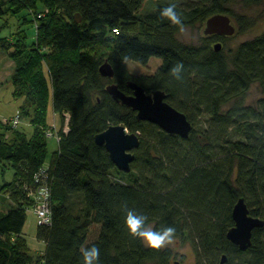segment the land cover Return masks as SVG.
I'll return each instance as SVG.
<instances>
[{
    "label": "trees",
    "instance_id": "obj_1",
    "mask_svg": "<svg viewBox=\"0 0 264 264\" xmlns=\"http://www.w3.org/2000/svg\"><path fill=\"white\" fill-rule=\"evenodd\" d=\"M145 1L0 0V18L28 11L23 18L31 17L37 31L33 46L25 44L23 32L21 43L16 36L14 42L0 37V50L15 64L13 94L26 98L22 115L32 116L34 128L28 136L0 123V159L13 171L12 180L0 186V207L9 204L0 215V264H84L81 248L93 245L99 248L98 264H171L170 248L150 247L131 233L129 211L144 217L146 228L173 227V238L188 235L196 264H220L223 255L225 264H264V226L254 230L247 250L227 237L240 198L251 215L264 219V97L246 103L253 85L264 94V32L228 52L224 45L214 49L223 36L205 35L197 45L178 38L183 28L203 27L219 13L235 18L238 31L247 32L257 18L232 6L252 8L264 0H176L181 25L161 15L170 0H154L153 10L142 16ZM106 40L113 44L106 56L84 49ZM152 57L162 59L154 74L135 76L128 70L127 60L147 65ZM106 60L115 70L113 80L100 73ZM43 61L50 71L54 110L62 117L69 113L70 120L67 133L60 129L59 152L49 167L52 224L37 226L46 248L33 255L23 234L33 200L23 188L33 184L48 153L44 129L50 88L38 75ZM178 65L182 69L173 74ZM130 80L147 92L165 91L167 101L193 124L189 136H172L138 120L132 108L107 92L115 82L132 94ZM111 125H125L139 135L129 173L120 171L106 147L95 141ZM113 170L127 181L113 178ZM75 196L82 199L84 219L71 206ZM89 221L100 225L93 240Z\"/></svg>",
    "mask_w": 264,
    "mask_h": 264
},
{
    "label": "rangeland",
    "instance_id": "obj_2",
    "mask_svg": "<svg viewBox=\"0 0 264 264\" xmlns=\"http://www.w3.org/2000/svg\"><path fill=\"white\" fill-rule=\"evenodd\" d=\"M182 2H189L190 0H180ZM233 9L239 14H246L250 17L257 18L256 25H254L250 30L247 32H239L238 31V24L236 19L232 17V21L237 28V32L235 35L230 37H225V41L218 40L217 42H221L225 46V50L228 52L229 50H235L238 45L242 42L252 39L257 35H260L264 32V3L260 6H255L252 8H245L240 4L233 5ZM10 8V7H9ZM154 8V0H146L143 4L142 9L140 10V15H144ZM11 9V8H10ZM14 11V9H13ZM28 11H23L20 16L16 17L13 15L5 14L3 17L0 18V37H7L11 42L15 41L16 38L19 37L22 41V34L25 33L26 39L25 44L27 46H33L36 43V27L35 24L30 22L31 17H27V20H24V16H27ZM204 28L197 26V27H186L183 28L182 31L178 34V38L187 44H199L202 40L204 35ZM23 32V33H20ZM21 36H18L19 34ZM14 39V41H13ZM215 43V44H216ZM113 44L110 40H106L103 42L92 43L89 45L84 46V49L97 55V56H106L112 50ZM49 51V50H48ZM128 70L135 76L138 75H152L154 74L158 68L162 65V59L159 57H152L147 65H143L137 63L132 60H127L126 62ZM43 68H39L38 75L41 74L45 76L48 86L50 84V71L49 67L46 62L43 61ZM15 64L14 62L8 57L6 53L0 50V80L3 81V85L0 88V123H3V120L6 121V118L14 117L15 115L19 114L21 118V122L19 125L14 129L23 130L28 136H31L34 132V128L31 125L32 116L22 115L24 114V110H27L26 107L21 110L19 107L21 98L23 99V104L27 102L26 98L20 96L19 100H16L13 96V86L9 79L12 77V73L14 71ZM41 75V76H42ZM42 76V77H43ZM41 78V77H40ZM264 97V94L261 92L257 85H253L248 93V97L246 103L249 105L255 104L258 100ZM40 99V96H39ZM22 104V105H23ZM34 107H31V111H33ZM20 112V113H19ZM26 114V113H25ZM22 115V116H21ZM52 127V126H49ZM45 128V138L47 139V146H48V153L46 157V161L44 166L49 168L52 165V162L56 155L59 152V142L58 140L53 138H48L46 136V130L49 128ZM58 127V126H57ZM58 131V128H56ZM113 178H119L123 181H127V177H121L122 174L119 173L118 170H113L111 172ZM13 177V171L10 169L8 162L3 161L0 159V186L4 183L10 182ZM121 177V178H120ZM12 206V205H11ZM71 206L76 214L81 215L84 219L83 214V202L81 197L75 196L71 200ZM30 221V217L28 216V222ZM88 229H89V240H93L96 238L99 230V224L93 221L88 222ZM152 225L148 226L147 228L152 229ZM146 243V242H145ZM147 245V244H146ZM164 248H170L173 252V258L171 260V264H196V252L194 246L190 240V237L187 235L183 238H173L170 242L166 243ZM41 252V251H40ZM37 252L35 255H38Z\"/></svg>",
    "mask_w": 264,
    "mask_h": 264
},
{
    "label": "water",
    "instance_id": "obj_3",
    "mask_svg": "<svg viewBox=\"0 0 264 264\" xmlns=\"http://www.w3.org/2000/svg\"><path fill=\"white\" fill-rule=\"evenodd\" d=\"M77 22L82 21L80 14L75 16ZM237 28L232 18L226 14H215L205 24L204 35H219L230 37L235 35ZM223 44L217 42L214 49L218 52ZM103 77L114 79L115 70L106 60L100 66ZM128 87L132 94L124 93L115 82L107 86V92L113 99L123 105L132 108L137 113L140 121H148L158 125L172 136L188 137L193 124L187 115L172 106L168 101L165 91L154 90L147 92L137 82L130 80ZM99 145H104L109 152L112 162L122 171L129 173L135 160L134 150L140 146V138L136 133H131L125 125H111L105 131L95 136ZM232 217L234 226L227 233L228 239L239 246L241 250H247L252 244L253 232L264 226V219L251 215L250 209L244 198H240L233 207ZM227 256L223 255L220 264H225ZM178 264V263H176Z\"/></svg>",
    "mask_w": 264,
    "mask_h": 264
},
{
    "label": "built area",
    "instance_id": "obj_4",
    "mask_svg": "<svg viewBox=\"0 0 264 264\" xmlns=\"http://www.w3.org/2000/svg\"><path fill=\"white\" fill-rule=\"evenodd\" d=\"M115 32L118 33L117 30ZM63 117L65 125L62 131L67 133L69 131L70 115L69 113H64ZM20 122L21 118L19 114L6 118V121L3 120L4 125H9L13 128H16ZM46 136L48 138L55 137L58 142L62 137L60 130L58 129L57 131L55 126L49 127L46 130ZM50 181L49 168L43 167L35 174L33 184L25 183L23 188L29 198L33 200V205L31 208H28L27 212L35 216L37 226H49L52 224Z\"/></svg>",
    "mask_w": 264,
    "mask_h": 264
},
{
    "label": "clouds",
    "instance_id": "obj_5",
    "mask_svg": "<svg viewBox=\"0 0 264 264\" xmlns=\"http://www.w3.org/2000/svg\"><path fill=\"white\" fill-rule=\"evenodd\" d=\"M161 15L175 25H181V13L178 11L176 0H170L167 7L161 10ZM182 65L172 69L173 74H178ZM145 218L129 211L126 217V224L133 235L141 237L147 245L153 248L163 247L173 239L175 228L167 227L163 231H155L144 227ZM84 264H98L99 248L95 245L82 247Z\"/></svg>",
    "mask_w": 264,
    "mask_h": 264
},
{
    "label": "crops",
    "instance_id": "obj_6",
    "mask_svg": "<svg viewBox=\"0 0 264 264\" xmlns=\"http://www.w3.org/2000/svg\"><path fill=\"white\" fill-rule=\"evenodd\" d=\"M13 73H14V71H13ZM13 73H12V75H13ZM1 82L4 83L3 81H1ZM49 88H50V101H49V107H48V111H47V125H48L47 127L55 126L56 128H58L60 130L64 127L65 122L63 121L62 114L57 113L54 110L53 102H52L53 90H52L51 86H49ZM12 96L16 100L20 99V97H16L13 93H12ZM20 100H21V102H20L19 107H21V105L23 104V99L21 98ZM8 205H9L8 203H3L1 205L0 215L7 211ZM29 217H30V221L28 222V219H27L25 226H24V229H23L24 237L26 238L27 244H28L31 252L33 253V255H35L37 252H39V254H42L46 248V244L44 242L39 241L37 238V224H36L35 216L32 213H30Z\"/></svg>",
    "mask_w": 264,
    "mask_h": 264
}]
</instances>
